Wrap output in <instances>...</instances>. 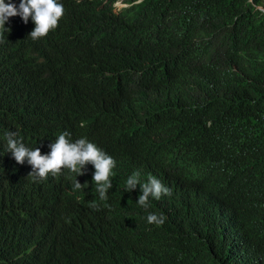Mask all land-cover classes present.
<instances>
[{
	"label": "trees",
	"instance_id": "16d2710c",
	"mask_svg": "<svg viewBox=\"0 0 264 264\" xmlns=\"http://www.w3.org/2000/svg\"><path fill=\"white\" fill-rule=\"evenodd\" d=\"M58 2L43 38L0 28V264H264V0ZM65 131L115 160L106 200L7 148ZM134 172L171 195L140 206Z\"/></svg>",
	"mask_w": 264,
	"mask_h": 264
},
{
	"label": "clouds",
	"instance_id": "9594fccd",
	"mask_svg": "<svg viewBox=\"0 0 264 264\" xmlns=\"http://www.w3.org/2000/svg\"><path fill=\"white\" fill-rule=\"evenodd\" d=\"M63 15L64 7L58 0H19L18 7L12 0H9L8 3H5V0H0V28H5V22L10 17L19 16L25 24L30 18L34 28L28 36L33 40L43 38L50 31L55 30ZM69 135L67 131L61 133L49 145L50 151L47 154H41L39 148L26 147L16 138V133L8 132L6 134L7 148L17 164H24L26 161L31 166V171L27 176H31L33 180L46 179L49 174L57 176L65 168L76 173L77 176L83 175L85 166L91 164L94 168L92 181L96 183L99 198L106 200L107 192L112 187L111 177L115 160L86 138L72 142L68 138ZM139 176V172H134L129 176L124 190L130 192L139 185L141 194L138 196L137 203L140 206L147 208L150 198L159 200L162 195H171V190L156 177L149 176L147 182L141 183ZM84 185L76 181L74 187L82 189ZM164 221L165 217L162 214L150 213L147 216L149 224L162 225Z\"/></svg>",
	"mask_w": 264,
	"mask_h": 264
},
{
	"label": "rangeland",
	"instance_id": "374dc122",
	"mask_svg": "<svg viewBox=\"0 0 264 264\" xmlns=\"http://www.w3.org/2000/svg\"><path fill=\"white\" fill-rule=\"evenodd\" d=\"M115 6L118 7V8H121V7L123 6V4H122L121 2L118 1V2L115 4Z\"/></svg>",
	"mask_w": 264,
	"mask_h": 264
},
{
	"label": "water",
	"instance_id": "95a60500",
	"mask_svg": "<svg viewBox=\"0 0 264 264\" xmlns=\"http://www.w3.org/2000/svg\"><path fill=\"white\" fill-rule=\"evenodd\" d=\"M260 9L264 10V7L263 6H258Z\"/></svg>",
	"mask_w": 264,
	"mask_h": 264
}]
</instances>
